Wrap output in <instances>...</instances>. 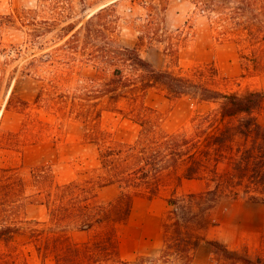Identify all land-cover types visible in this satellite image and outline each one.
Segmentation results:
<instances>
[{"label":"rangeland","instance_id":"obj_1","mask_svg":"<svg viewBox=\"0 0 264 264\" xmlns=\"http://www.w3.org/2000/svg\"><path fill=\"white\" fill-rule=\"evenodd\" d=\"M195 2L0 0V169L16 167L25 176L42 166L58 183L88 179L99 167L92 133L102 131L112 143L133 141L140 126L126 112L134 103L150 107L164 131L187 134L194 131L199 116L216 108V101L190 93L167 96L160 85L143 94L125 88L124 96L109 97L107 82L115 68L132 81L138 74L128 60L113 54L119 46H135L160 70L189 77L200 71L199 77L221 91L264 92V72L251 69L245 58L248 41L224 33L219 16L203 13ZM256 117L264 121V108ZM4 173L0 170V201L7 195ZM35 189V183L28 182L22 190L23 202L6 205L5 219L46 221L47 208L36 200ZM190 189L187 186L177 196L168 181L153 199L135 197L128 221L117 228L120 256L157 255L163 244L161 220L170 208L166 199L181 197ZM119 192L116 184H110L97 189L96 199L106 204ZM212 203L190 227L234 253L264 256V203L235 197L228 190L213 202L191 204L198 210ZM93 232L70 230L76 241ZM9 244L0 241V256L13 249L9 253L14 263L54 264L50 256L41 259L24 234H16ZM192 264L231 261L216 258L201 240Z\"/></svg>","mask_w":264,"mask_h":264},{"label":"trees","instance_id":"obj_2","mask_svg":"<svg viewBox=\"0 0 264 264\" xmlns=\"http://www.w3.org/2000/svg\"><path fill=\"white\" fill-rule=\"evenodd\" d=\"M195 4L203 13L219 16L224 33L248 41L250 49L245 58L250 68L264 72V0H196ZM113 54L128 60L138 74L132 81L115 68L107 82L109 97L124 96L125 88L143 94L160 85L167 96L190 93L200 100L216 101V108L199 116L194 131L187 134L164 131L150 107L134 103L126 112L140 126L133 141L112 143L104 132L92 133L90 140L98 147L99 167L88 179L58 183L42 166L25 176L16 167L1 168L8 181L3 183L7 197L0 201V241L9 244L16 234H24L41 259L50 256L54 264H192L194 251L204 240L218 259L231 264H264V256L251 258L234 253L222 242L205 239L190 227L201 217V210L213 206L195 210L191 203L213 202L223 191L264 203V121L256 117V112L264 108V92L221 91L199 77L200 71L189 77L157 69L135 46L116 47ZM193 178H204L212 187L200 193L167 197L170 208L161 220L163 244L159 253L121 257L117 228L128 221L135 197L153 199L168 181L175 190L183 179ZM32 181L36 200L46 206L48 219H5L6 205L22 203L26 196L22 190ZM110 184L120 188L118 196L100 203L97 189ZM71 229L94 232L76 241ZM12 250L0 256V264H18L9 253Z\"/></svg>","mask_w":264,"mask_h":264},{"label":"crops","instance_id":"obj_3","mask_svg":"<svg viewBox=\"0 0 264 264\" xmlns=\"http://www.w3.org/2000/svg\"><path fill=\"white\" fill-rule=\"evenodd\" d=\"M109 186L110 185L103 186V187L99 188V191L102 190L103 188L109 187ZM187 186L191 187L189 193H200V192L206 190L207 188H211L212 183L208 182L204 178L183 179L181 184L176 187L175 195H177V196H179V194L181 195L182 192L186 191ZM186 193H183L182 195H184ZM143 253L144 252H139L136 255L143 254ZM147 253H149V252H147Z\"/></svg>","mask_w":264,"mask_h":264}]
</instances>
